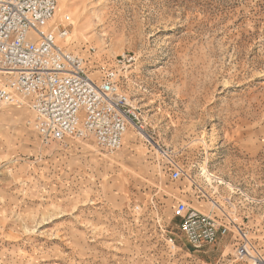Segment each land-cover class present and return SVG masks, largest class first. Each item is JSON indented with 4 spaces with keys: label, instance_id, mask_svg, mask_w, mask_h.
<instances>
[{
    "label": "rangeland",
    "instance_id": "obj_1",
    "mask_svg": "<svg viewBox=\"0 0 264 264\" xmlns=\"http://www.w3.org/2000/svg\"><path fill=\"white\" fill-rule=\"evenodd\" d=\"M56 1L48 26L70 17L66 49L117 73L138 121L109 154L0 106V264H264V0ZM178 202L233 223L194 249Z\"/></svg>",
    "mask_w": 264,
    "mask_h": 264
},
{
    "label": "built area",
    "instance_id": "obj_2",
    "mask_svg": "<svg viewBox=\"0 0 264 264\" xmlns=\"http://www.w3.org/2000/svg\"><path fill=\"white\" fill-rule=\"evenodd\" d=\"M56 5V0H0V106H25L32 115L28 124L43 145L90 139L112 154L120 149L127 128L136 126V108L117 73L93 78L82 57L66 49L72 26L68 15L48 26ZM131 60L121 55L120 64ZM181 176L179 168L172 169L173 180ZM172 216L180 220V231L194 249L215 243L233 223L229 218L227 225L219 224L184 202L175 205ZM237 229L236 256L243 260L250 255L248 238Z\"/></svg>",
    "mask_w": 264,
    "mask_h": 264
},
{
    "label": "bare ground",
    "instance_id": "obj_3",
    "mask_svg": "<svg viewBox=\"0 0 264 264\" xmlns=\"http://www.w3.org/2000/svg\"><path fill=\"white\" fill-rule=\"evenodd\" d=\"M61 13H57V15H60ZM51 23H52V21H51ZM50 23V24H51ZM52 25V24H51ZM129 127H135V126H129ZM128 127V128H129ZM128 130V129H127ZM139 130H141L140 128H139ZM126 134H127V141H129L130 140V135H129V133L126 131ZM202 174H203V176L205 177V179L208 181V182H210V180H211V178H212V176L209 174V172L208 171H206L205 169L203 170V172H202ZM216 179V178H215ZM218 179V178H217ZM221 185H222V183H221ZM211 206L212 207H214V208H216V209H218V210H220L221 209V206L219 205V204H217L216 202H212L211 203Z\"/></svg>",
    "mask_w": 264,
    "mask_h": 264
},
{
    "label": "crops",
    "instance_id": "obj_4",
    "mask_svg": "<svg viewBox=\"0 0 264 264\" xmlns=\"http://www.w3.org/2000/svg\"><path fill=\"white\" fill-rule=\"evenodd\" d=\"M3 81V78L2 77H0V83ZM128 129V128H127ZM127 131V130H126ZM126 133V132H125ZM125 135V134H124ZM171 172H172V170H170V173H169V175H170V177H171ZM180 179V178H179ZM176 205V203L174 204V206ZM173 206V207H174ZM196 209H198V210H200L201 212H204L205 213V211H208V206H207V204H199L198 205V207L196 208ZM223 224H225V225H227L226 223H223ZM239 242H240V240H238V244H239Z\"/></svg>",
    "mask_w": 264,
    "mask_h": 264
}]
</instances>
